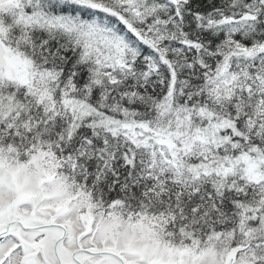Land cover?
<instances>
[{"label": "snow or ice", "instance_id": "obj_1", "mask_svg": "<svg viewBox=\"0 0 264 264\" xmlns=\"http://www.w3.org/2000/svg\"><path fill=\"white\" fill-rule=\"evenodd\" d=\"M0 264H264V0H0Z\"/></svg>", "mask_w": 264, "mask_h": 264}]
</instances>
